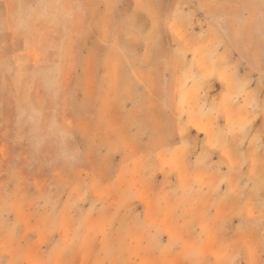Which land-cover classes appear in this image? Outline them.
I'll use <instances>...</instances> for the list:
<instances>
[{
  "label": "rangeland",
  "instance_id": "rangeland-1",
  "mask_svg": "<svg viewBox=\"0 0 264 264\" xmlns=\"http://www.w3.org/2000/svg\"><path fill=\"white\" fill-rule=\"evenodd\" d=\"M0 264H264V0H0Z\"/></svg>",
  "mask_w": 264,
  "mask_h": 264
}]
</instances>
